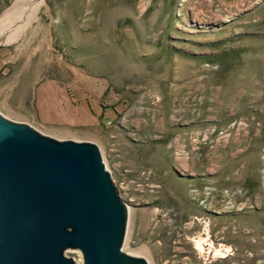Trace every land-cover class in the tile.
<instances>
[{
    "label": "rangeland",
    "instance_id": "obj_1",
    "mask_svg": "<svg viewBox=\"0 0 264 264\" xmlns=\"http://www.w3.org/2000/svg\"><path fill=\"white\" fill-rule=\"evenodd\" d=\"M39 1L0 0V113L98 146L126 253L264 264V0Z\"/></svg>",
    "mask_w": 264,
    "mask_h": 264
},
{
    "label": "water",
    "instance_id": "obj_2",
    "mask_svg": "<svg viewBox=\"0 0 264 264\" xmlns=\"http://www.w3.org/2000/svg\"><path fill=\"white\" fill-rule=\"evenodd\" d=\"M92 142L0 113V264H149L126 253L129 205Z\"/></svg>",
    "mask_w": 264,
    "mask_h": 264
},
{
    "label": "bare ground",
    "instance_id": "obj_3",
    "mask_svg": "<svg viewBox=\"0 0 264 264\" xmlns=\"http://www.w3.org/2000/svg\"><path fill=\"white\" fill-rule=\"evenodd\" d=\"M41 3V0L34 6L38 8ZM39 9V8H38ZM29 15V14H28ZM32 16V15H31ZM6 16L2 18L0 21V45H6L12 43L16 38H18L20 32L27 26L30 20H27L21 24H18L15 28H11L7 26ZM31 19V17H30ZM199 247H201V243H197Z\"/></svg>",
    "mask_w": 264,
    "mask_h": 264
},
{
    "label": "built area",
    "instance_id": "obj_4",
    "mask_svg": "<svg viewBox=\"0 0 264 264\" xmlns=\"http://www.w3.org/2000/svg\"><path fill=\"white\" fill-rule=\"evenodd\" d=\"M263 160H264V159H263ZM263 162H264V161H263ZM224 251H226V250H224ZM225 253H227V254L230 253V250H229V251H226Z\"/></svg>",
    "mask_w": 264,
    "mask_h": 264
}]
</instances>
